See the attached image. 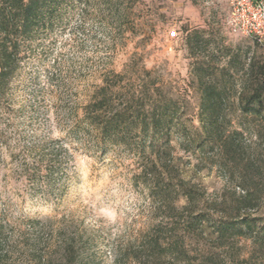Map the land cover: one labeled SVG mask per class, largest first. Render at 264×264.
Returning a JSON list of instances; mask_svg holds the SVG:
<instances>
[{
  "label": "rangeland",
  "instance_id": "1",
  "mask_svg": "<svg viewBox=\"0 0 264 264\" xmlns=\"http://www.w3.org/2000/svg\"><path fill=\"white\" fill-rule=\"evenodd\" d=\"M228 12L227 0H139L124 20L74 3L52 28L26 43L19 70L0 98V223L17 242L13 259L33 241L25 229L29 219L47 220L52 240L60 228L78 229L88 254L100 264H116L118 249L137 246L146 232L158 231L162 243L181 236L173 230L183 228L176 218L183 207L186 214L212 219L264 213V111L243 115L238 101L249 66L264 67V50L251 37L230 32ZM193 30L205 41L185 42V32ZM196 62L209 64V81L227 88L221 111L225 147H202L188 138L184 145L174 135L168 153L144 170L127 150H100L95 132L80 123L82 107L105 76L123 73L122 86L137 84L142 70L173 94L184 92L186 114H195L201 75ZM187 124L189 136L194 131ZM155 179L173 184L168 203L174 210L152 198ZM180 184L191 190V204ZM246 193L257 201L243 211ZM206 237L183 235L178 257L174 252L156 256L155 263H118L203 264L218 253L225 264L228 254L246 257L253 251L244 237L224 249ZM260 255H254L256 264H264Z\"/></svg>",
  "mask_w": 264,
  "mask_h": 264
},
{
  "label": "trees",
  "instance_id": "2",
  "mask_svg": "<svg viewBox=\"0 0 264 264\" xmlns=\"http://www.w3.org/2000/svg\"><path fill=\"white\" fill-rule=\"evenodd\" d=\"M139 0H0V98L5 95L10 81L19 70L26 43L36 39L41 31H45L60 19L61 11L69 4L77 3L82 11L94 9L98 13L115 15L114 18L127 19ZM193 41L199 44L205 41L197 30L185 32V42ZM196 68L201 74L198 77L199 102L195 114H186V94L172 93L166 89L163 82L151 77L149 70H142L137 84L122 86L125 76L123 73H110L105 76L102 84L98 86L88 102L82 107L80 123L95 132L96 146L104 151L106 147H118L141 159L144 170L154 167L162 155L168 153L170 142L174 135L178 136L180 143L186 145V138L191 139L194 145L227 144L222 136L223 122L222 106L223 93L227 90L219 84L209 81L213 68L204 62H196ZM248 80L241 84L238 101L243 115L261 116L264 111V67L253 69L250 65L247 72ZM208 77V78H207ZM223 89V90H222ZM197 123V125L194 124ZM188 127L194 133L186 135ZM187 136V137H186ZM0 133V141H1ZM213 147V146H212ZM39 169V164L33 167L32 180ZM51 172V171H50ZM50 172H47L50 176ZM145 176V174H144ZM182 195L191 204L193 194L190 189L180 184ZM172 186V187H171ZM150 187V186H149ZM173 184L166 182L160 184L153 180L151 195L168 203L173 191ZM243 206L248 209L253 206L257 198L244 196ZM165 201V202H164ZM170 206L174 210L173 205ZM237 210L239 214L242 210ZM183 207L176 218L182 221L183 228L173 232L181 236L162 243V235L158 231L146 232L141 236L137 246L131 244L124 250L118 249L116 264L119 259L123 262L129 260L152 261L160 254H169L174 257L182 255L183 235L200 237L206 233V239L218 242V248L224 249L234 245V238L244 237L251 240L253 251L246 257L231 253L225 257V264H256L254 255L261 254L264 260V213L260 216L238 215L234 218L212 219L208 214L198 213L191 215ZM47 220L42 223L38 219H29L25 222V229L32 231V243L26 252L13 259V252L17 242H11L12 236H7L0 223V264H100L88 254L87 240L76 228L58 230V239H53ZM177 230V231H176ZM25 237V236H24ZM30 238V237H28ZM27 240V239H26ZM52 240V242H51ZM140 240V239H139ZM205 240V239H204ZM235 246H232L234 248ZM187 256V253H186ZM189 259V258H188ZM206 259V258H205ZM218 253L207 255L203 264H219ZM261 264H263L261 262Z\"/></svg>",
  "mask_w": 264,
  "mask_h": 264
},
{
  "label": "built area",
  "instance_id": "3",
  "mask_svg": "<svg viewBox=\"0 0 264 264\" xmlns=\"http://www.w3.org/2000/svg\"><path fill=\"white\" fill-rule=\"evenodd\" d=\"M227 24L234 35L251 37L264 50V0H227Z\"/></svg>",
  "mask_w": 264,
  "mask_h": 264
}]
</instances>
